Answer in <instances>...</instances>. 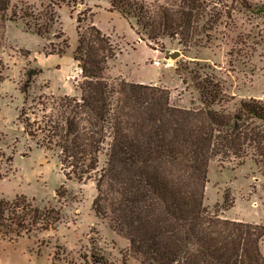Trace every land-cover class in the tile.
Wrapping results in <instances>:
<instances>
[{
    "label": "trees",
    "instance_id": "16d2710c",
    "mask_svg": "<svg viewBox=\"0 0 264 264\" xmlns=\"http://www.w3.org/2000/svg\"><path fill=\"white\" fill-rule=\"evenodd\" d=\"M10 1L0 0V17ZM218 3L110 0V10L133 20L136 33L149 42L170 37L189 47L208 40L225 13ZM55 4L50 1L27 27L46 37L57 21ZM86 20L76 16L73 58L80 74L79 96H40L30 104L24 96L18 119L25 132L38 145L58 149L67 179L95 182L92 208L128 239L136 264H264L263 224L221 217L203 204L210 159L242 163L251 157L264 167V103L244 99L227 110L220 82L203 65L187 62L177 64L175 71L192 82L197 105L171 102L169 91L156 84L123 78L112 82L105 71L116 50L93 22L83 27ZM37 72L26 71L23 92ZM100 153L105 155L101 166ZM50 210L24 196L0 198V234L18 236L52 226L59 212Z\"/></svg>",
    "mask_w": 264,
    "mask_h": 264
},
{
    "label": "rangeland",
    "instance_id": "374dc122",
    "mask_svg": "<svg viewBox=\"0 0 264 264\" xmlns=\"http://www.w3.org/2000/svg\"><path fill=\"white\" fill-rule=\"evenodd\" d=\"M50 1L58 3L54 5L58 17L42 37L26 22H32ZM162 1L145 0L148 4ZM213 1H220L217 7L225 13L202 46L189 47L170 37L157 44L149 42L136 33L133 20L110 10V0L10 1L0 17V198L11 201L24 196L47 213L57 210L59 220L18 236L0 234V264L138 262L128 239L111 229L107 218L95 214V182L67 179L58 149L38 145L25 132L18 112L24 96H29L27 104L40 96H79L76 79L80 74L73 58L78 14L87 18L83 27L93 22L110 37L116 56L109 60L105 76L112 82L123 78L156 84L169 91L171 102L197 105L199 94L192 82H184L175 71L177 64L187 62L203 65L220 82L228 98L222 104L227 110H234L244 99L264 103V0ZM173 50L180 54L170 56ZM161 57H166L168 64H154V59ZM32 68L38 72L23 92L26 71ZM104 159L100 153L99 166ZM207 177L203 204L211 212L264 225V167L251 157L242 163L214 157L208 163ZM260 248L264 254V235Z\"/></svg>",
    "mask_w": 264,
    "mask_h": 264
},
{
    "label": "built area",
    "instance_id": "2783aa9c",
    "mask_svg": "<svg viewBox=\"0 0 264 264\" xmlns=\"http://www.w3.org/2000/svg\"><path fill=\"white\" fill-rule=\"evenodd\" d=\"M166 60H167L166 57L156 58L154 59V64L160 65L161 63H163L164 65H166L167 63Z\"/></svg>",
    "mask_w": 264,
    "mask_h": 264
},
{
    "label": "water",
    "instance_id": "95a60500",
    "mask_svg": "<svg viewBox=\"0 0 264 264\" xmlns=\"http://www.w3.org/2000/svg\"><path fill=\"white\" fill-rule=\"evenodd\" d=\"M179 54H180L179 50H173V51L169 52V55L172 56V57H176Z\"/></svg>",
    "mask_w": 264,
    "mask_h": 264
},
{
    "label": "crops",
    "instance_id": "0c3cea01",
    "mask_svg": "<svg viewBox=\"0 0 264 264\" xmlns=\"http://www.w3.org/2000/svg\"><path fill=\"white\" fill-rule=\"evenodd\" d=\"M155 50H157V49H155ZM140 82H142V81H140Z\"/></svg>",
    "mask_w": 264,
    "mask_h": 264
}]
</instances>
